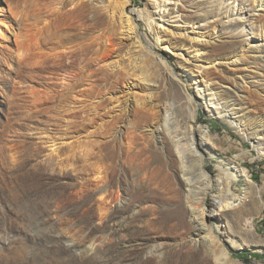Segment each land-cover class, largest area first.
Here are the masks:
<instances>
[{"label":"rangeland","instance_id":"obj_1","mask_svg":"<svg viewBox=\"0 0 264 264\" xmlns=\"http://www.w3.org/2000/svg\"><path fill=\"white\" fill-rule=\"evenodd\" d=\"M198 75L258 143L212 117ZM205 136L217 154L202 179ZM254 144L264 149V0H0V264H217L181 149L193 183L212 182L208 211L245 196L226 162L247 169L257 199L220 212L224 233L208 226L232 264H264L228 238L264 246Z\"/></svg>","mask_w":264,"mask_h":264},{"label":"bare ground","instance_id":"obj_2","mask_svg":"<svg viewBox=\"0 0 264 264\" xmlns=\"http://www.w3.org/2000/svg\"><path fill=\"white\" fill-rule=\"evenodd\" d=\"M127 5H124L122 7V10L126 11ZM165 7V6H164ZM167 10V8H166ZM140 18V17H139ZM147 25L149 28L153 29L154 20L151 18H148L146 20ZM128 24L130 26V30L134 31L133 24L131 21V18H128ZM164 24H160V27L162 28ZM196 40H194L195 42ZM191 47L196 51L197 47L194 44H190ZM202 50H197L198 54ZM206 78L204 76H196L194 78L193 83L194 85H197L196 87L200 89L199 95L202 97L203 100H207V106L210 109V112L212 114L213 118L219 119L220 121L227 123L229 127L238 133L245 141L250 142L252 145V141L257 142L258 138H255V136H252L248 133H245L242 129V126L238 124L232 114L229 112L228 109H221V105L219 101L214 97L210 96L208 92L210 90L208 89L209 83L205 80ZM207 87V88H206ZM196 88V89H197ZM165 110H162V113L160 114L161 118L158 122V124L163 123V120L165 119ZM195 119V118H194ZM195 123V122H194ZM194 123H193V131L196 132V129H194ZM194 140V137H193ZM209 139L205 136L202 138L201 142L197 143V150L193 151V154L196 155L195 158L198 161V165L201 172V178L207 179L206 173H205V157L207 158H215L216 157V150L208 144ZM195 142V141H194ZM258 143V142H257ZM196 144V143H195ZM253 146V145H252ZM254 148L257 149V151L264 154V149L261 147L260 144H254ZM181 159H182V168L185 173V175L188 177L187 181L189 184V196H190V208L193 212L194 222L197 226V236L201 239V241H205L209 244L208 248L210 253L212 254L213 258L216 260L217 264H232V258L231 253L224 249L222 242L218 239L217 236H215V229L213 227L208 226L210 222H216L219 225V231H223L225 229H221L222 226L220 225V221H222V215L220 212L225 213H233L236 211H239L243 208L248 207L249 203L252 200H256L257 197H255V193L251 191L253 188V181L251 180L247 169L234 164V163H227L228 166L227 173H228V179L230 180V186L232 184H237L240 181H244L245 188L243 189V193L245 194L244 197L242 195H237L233 193V191H229L230 195L229 197H222L221 200H218L213 203L212 210H207V202L209 200V197L214 194V188L212 185V182H202L199 183L198 186H196L193 182L194 179L193 176V170L192 166H190V156L187 155V152L183 149L180 151ZM205 195V196H203ZM201 197H203L201 199ZM238 203V204H237ZM218 209L220 211H218ZM228 233H225L224 237L227 236ZM229 240L233 242H237V244L240 245L241 251H259L264 252V246H259L258 248L249 247L248 245L243 244L242 242H238L230 237H228Z\"/></svg>","mask_w":264,"mask_h":264}]
</instances>
